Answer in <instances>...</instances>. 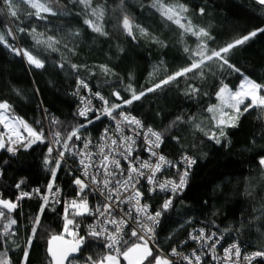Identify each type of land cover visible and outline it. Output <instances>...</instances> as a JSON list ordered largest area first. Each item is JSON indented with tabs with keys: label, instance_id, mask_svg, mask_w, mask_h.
Masks as SVG:
<instances>
[{
	"label": "trees",
	"instance_id": "obj_1",
	"mask_svg": "<svg viewBox=\"0 0 264 264\" xmlns=\"http://www.w3.org/2000/svg\"><path fill=\"white\" fill-rule=\"evenodd\" d=\"M57 1L67 8V13L45 14L46 20L28 17L26 13L33 10L25 4H19L18 20L7 15L6 8L5 14H0V33L5 35L8 44L29 49L45 63L43 68H35L25 57L0 44V101L6 100L14 116L22 118L36 130H39L36 121H42L43 113L48 119L54 117L60 122L55 128L51 126L52 130L66 134L72 127L84 123L86 127L80 131L92 135L105 119L87 124L77 116L78 102L71 95L77 76L110 102L120 103L111 95L113 90L119 91L124 98H130V93L125 91L127 85L131 84L137 92L152 87L166 75L188 66L191 61L184 48L195 50L199 43L195 36L183 33L177 25L163 19L150 6L151 0H93L94 6L103 7L101 23L107 35L93 32L84 24V15L77 14L82 6L74 5L73 0ZM180 2L187 6L185 15L193 25L205 28L213 38L206 40L209 49L219 48L239 35L264 27V7L256 0ZM200 8L204 9L203 15ZM125 15L133 22V36L122 28ZM17 25L36 28L37 33L43 34L38 37L40 40L50 35L57 37L61 41L56 46L58 50L51 51L44 45H37L31 36L18 32ZM136 25L145 28L148 35H142ZM9 27L15 38L7 35ZM77 32L78 36L75 35ZM229 59L241 73L264 83V34L234 49ZM61 63L65 65L63 69L58 66ZM72 64L79 67L78 72H73ZM101 65L106 66L110 73L106 75ZM198 71L188 74L193 77L190 80L180 77L121 109L138 116L145 126L164 133L160 150L165 157L175 158L183 151L197 161L183 193L174 199L173 208L161 218L158 244L166 249L176 244L190 229L201 227L223 235L227 241L237 240L249 251L264 250V169L259 165V159L264 156V112L250 109L239 115L236 126L225 129L226 143L216 144L209 140L187 122L188 118L196 117L207 130L210 114L205 109L208 105L220 103L216 91L221 82L236 90L242 77L240 73L222 70L211 62L204 69L203 77L198 75ZM188 83L198 87L199 93L186 95ZM224 111L231 114L230 109L225 108ZM177 116H182L184 122H178L170 131H165ZM0 132H5L2 127ZM173 135L179 137V141L172 139ZM46 155L45 143L38 141L27 150L20 148L15 155L0 149V169L3 172L0 197L15 199L17 189L14 185L21 178L26 179L25 189L37 187L45 191L50 178L43 164ZM56 187L66 195L75 193L72 178L63 172L62 166L57 171ZM164 197L156 196V199L163 200ZM40 203L39 199L26 198L12 213L18 220L15 226L17 235L12 239L21 248L31 227V217ZM63 212L62 204L52 203L46 209L40 235L29 249V264H49L47 240L51 235L62 234ZM77 219L81 224L85 221L84 217ZM6 247L10 249L8 256L16 264L22 257L21 248L11 244ZM104 251L106 249H101L99 243L89 241L86 250L73 260L83 264L88 255L95 257Z\"/></svg>",
	"mask_w": 264,
	"mask_h": 264
},
{
	"label": "snow or ice",
	"instance_id": "obj_2",
	"mask_svg": "<svg viewBox=\"0 0 264 264\" xmlns=\"http://www.w3.org/2000/svg\"><path fill=\"white\" fill-rule=\"evenodd\" d=\"M73 3L82 6L81 11L77 14L84 15V24L93 32L101 35L108 34L101 23L104 16L102 6H94L93 0H73ZM256 3L264 7V0H256ZM19 4H25L32 9L33 11L27 12L26 15L28 17L34 16L38 20H46L47 15L45 14L56 16L67 13L66 7L56 6L57 0H0V14H5L6 8V14L13 20H18L20 17ZM150 6L163 19L171 21L181 28L183 33H190L195 36L199 43L195 50H190L188 47L184 48L191 61L188 66L166 75L164 79L153 84L152 87L137 92L129 84L125 91L130 93V98H124L119 91L113 90L111 95L120 103L110 102L100 92H94L92 96L102 102L101 108H95L91 98L80 94L79 89L81 88L87 89L89 92L91 89L86 81L77 76V90L73 92L74 96H80L77 115L83 117L87 124L93 123L94 120H100L102 116L115 122L114 130L111 128L104 130V135L100 139L105 143L95 145L97 152L94 153L90 150L92 144L90 140H85L82 149L79 151L74 152L70 148L69 142L73 141L74 138L75 140L83 139L80 130L85 128L86 124L81 123L72 127L66 134H62L59 130H52L49 132V136L45 137L44 127L40 121H36L37 124H40V130L37 131L22 118L15 117L11 105L6 100L0 101V125L6 130L0 132V149L15 155L20 148L27 150L37 141L46 143L47 155L44 157L43 164L50 174L44 192L40 188L24 190L23 186L26 185V179L21 178L14 185L19 190L15 199L0 197V249H4V251H0V264H13L12 259L8 256L10 249L6 245L11 244L21 248V245L12 239L17 235L15 226L18 225V220L12 213L18 209L20 201L35 197L41 203L35 215L31 217V227L24 246L21 248L22 257L16 261V264H29V249L33 246V241L40 235L39 230L43 227L42 217L46 209L52 205L53 201L55 203L62 202L57 199L61 189L56 187V180L57 171L65 162V152L74 158L80 157L78 163L81 171L80 175L74 176L72 181L76 187L75 197L63 202L62 234L51 235L47 240L46 251L50 257L49 264H78L70 257L75 254H82L89 246V241L99 243L100 248L106 249V251L95 257L88 255L83 264H121V258L127 264H181L183 261H186L187 264H204L202 258L205 253L196 248H193L191 255H186L184 252L178 251L176 247H172L168 255H163L159 244L156 243V230L161 223V217L173 208L174 199L183 193L192 166L197 162L196 159L182 151L179 162L174 163L168 160L156 151L164 142V133L153 129L151 126H145L140 119L121 109L141 100L148 93L155 92L163 86L177 81L180 77H184L186 80L192 79L193 77H189L188 74L194 73L196 70H199L198 75L203 77L204 69L208 67L209 62L215 63L222 70L240 73L242 79L236 90H232L227 84L221 82L216 91V97L220 103L208 105L205 109L210 114L207 118V130L203 122L197 121L194 116L189 117L187 122L216 144L226 143L225 129L235 127L239 115L248 112L250 109H260L261 112H264V83L241 73V70L229 59L234 49L247 44L259 34H264V27H258L247 34L239 35L219 48L209 49L206 40L213 38L205 28L193 25L192 21L185 15L188 12L187 6L180 0H151ZM199 12L203 15L204 9L200 8ZM133 27L130 17L128 15L123 16L122 28L129 36H133ZM135 27L142 35H148L145 28L138 25ZM17 31L31 36L37 45H44L51 51H57L56 46L61 43L57 37L51 35L40 40L38 37L43 34L37 33L34 27L25 28L17 25ZM7 35L15 38L11 27L7 29ZM75 35L78 36L79 33L77 32ZM152 39L157 40L156 37H152ZM0 44H3L16 55L25 57L28 64L35 68L45 66L44 61L29 49L8 44L3 33H0ZM64 46L68 47L67 44ZM58 66L62 69L65 67L63 63ZM71 68L73 72L79 71L76 64H72ZM101 70L106 75L110 73V70L104 65H101ZM199 91L198 87L188 83L185 94L196 95ZM241 105H243V109H241ZM225 108L230 109L231 114L225 112ZM178 122H184V118L177 116L173 124L165 131H170L172 126ZM49 123L53 128L60 124L54 117L50 119ZM125 129L131 135L125 134ZM110 132L112 135H109ZM140 137H142L141 144L144 146V150L155 158V163L135 155L137 139ZM172 139L179 141L180 138L173 135ZM61 143L63 151H58L55 145ZM54 151L57 152L55 157L52 155ZM122 160L126 162V166L122 165ZM259 165L264 169V156L259 159ZM165 167L176 169L175 178H158L157 174L161 173ZM0 175H3L2 171H0ZM142 180L147 182L146 191L148 193L152 194L158 191L167 193L158 209L152 208L146 202L145 189L141 184ZM89 192L97 197L94 204L89 203ZM122 205L128 207H121ZM53 210L55 209L53 208ZM77 217L93 218L92 222L87 224L83 234H81V221ZM189 239L198 244L201 249H207V252L211 254V259L219 261V264H240L241 259L247 261L248 264H252L256 258L264 260V250L242 256L241 248L237 243L225 247L222 257L217 256L216 248L222 237H217L214 232H206L204 228L194 229L192 233H189ZM55 241H60L61 246L54 247L53 242ZM169 256L178 257V261L170 259Z\"/></svg>",
	"mask_w": 264,
	"mask_h": 264
},
{
	"label": "built area",
	"instance_id": "obj_3",
	"mask_svg": "<svg viewBox=\"0 0 264 264\" xmlns=\"http://www.w3.org/2000/svg\"><path fill=\"white\" fill-rule=\"evenodd\" d=\"M89 88L91 89V92H89L87 89H83V88L79 89L80 94L81 95L88 96L89 98H91L92 99V104H93V106L95 108H101L102 107V102L92 96V93L98 92V91L92 89L90 85H89ZM76 90H77V79H76V81H75V83L73 85V90H72L71 95L77 100L78 106H80V96L79 95H75V96L73 95V92L76 91ZM78 106H77V111H78ZM122 111H124V110H122ZM124 112H126V111H124ZM126 113H129V112H126ZM131 114L133 116L137 117L138 119H140L135 114H133V113H131ZM45 115L46 114H43L42 113V121H40V122H41V124L44 127L45 137H48L49 136V132L52 131V128H51L52 125L49 123L51 117H49V119H48ZM77 116L79 118H81V119H84L83 117H80L79 115H77ZM101 118L105 119L104 123L92 135L84 134V133H82L80 131V134L83 137V139H81V140H75V138H74L73 141H70L69 142V145H70V148H72V151L76 152V151H79L80 149H82L85 140H90L92 142V144L90 145V150L93 151L94 153L97 152V149L95 148V145H97L99 143H105V141H102L100 138H101V136L104 135V130L106 128H111V129L114 130L115 122L112 121L108 117L102 116ZM39 130H40V124H39ZM39 130H37V131H39ZM125 134L131 135V133L127 129H125ZM109 135H112V133L110 132ZM141 140H142V137H140V138L137 139V150H136L135 155H138L141 159L152 160V162L155 163V158L151 157L150 154L147 151L144 150V146L141 144ZM73 145H74V147H73ZM45 146H46V151H47V144L46 143H45ZM55 148L58 151H63L62 143L55 145ZM156 151L158 153L162 154L160 148L157 149ZM52 155H53V157H55L57 155V152L54 151ZM180 157H181V154L178 155L175 158H167V157L166 158L168 160L173 161L174 163H177V162H179ZM79 159H80L79 156H76L74 158L68 152H65V162L62 163L63 172L64 173H67L72 178V181H73L74 176L80 175V171L81 170H80V166H79V163H78ZM121 163H122V165H125L126 166V162L125 161L122 160ZM192 169H193V166H192ZM192 169H191V171H192ZM0 171H2V170L0 169ZM157 176H158L159 179H172V178H175V176H176V169L175 168H172V167H165L164 170L161 173H158L157 174ZM189 176H190V174H189ZM0 177H1V175H0ZM141 184H142L143 188L145 189V200H146V202L149 203L152 206V208H157L158 209L159 208V205L163 202L164 199L163 200H160V199L157 200L156 199V196H161V197L162 196H166L167 193L159 192L158 191L156 193L150 194V193H148L146 191V189L148 187L147 182L145 180H142L141 181ZM72 186L75 189V193L74 194H72V195H66V194H64L61 191L60 192V195H59V197H57V199L61 200L62 202L61 203H55L53 201V203L54 204H62V207H64V203H63L64 201L70 200V199H72V198L75 197L76 187L73 185V183H72ZM36 188L35 187L28 188V189H25L24 188V190L27 191V190H32V189H36ZM18 191L19 190L17 189V194H18ZM42 192H44V191H42ZM88 195H89V203L90 204H94L96 202V200H97V197L95 196V194H93L91 192H89ZM32 199H38V198H35L34 197ZM50 199H51V197H50ZM142 202H145V201H142ZM121 207H128V206L127 205H122ZM92 219H93L92 217L85 218V221L82 222V224H81L82 225L81 229H83L85 231L87 224L90 223V222H92ZM158 227H159V225L157 226V230H156V232H157V235H156V243L157 244L159 242ZM200 228L201 227H195V228L190 229L183 237H181V239L176 244L171 245V246H169L166 249H163L159 245L160 249L162 250V254L163 255H168L170 253V251H171V248L172 247H176L178 251H182L186 255H191V252H192L193 248H196V249H198V251H201V252H204L205 253V255L202 258L203 261H204V264H219V261H215V260H212L211 259V254L207 252V249H201L198 244H196L194 241H192L191 239H189V233H192L194 229L195 230H199ZM206 232H208V231L206 230ZM217 237H222V239L220 240V243L217 245V248H216V255L219 256V257H222L223 256V250H224V248L225 247H228L232 243H237L240 246L242 256L243 255H250L252 252L258 251V250H253V251L247 250V248L244 247V245H242L237 240L227 241L225 239V237L223 235H221V234L220 235L217 234ZM150 246H152V245H150ZM169 258L172 259V260H174V261H178V257L169 256ZM181 264H187V262L186 261H183V262H181ZM240 264H248V262L247 261H244L243 259H241ZM252 264H264V260H262L261 258H256L255 260L252 261Z\"/></svg>",
	"mask_w": 264,
	"mask_h": 264
},
{
	"label": "water",
	"instance_id": "obj_4",
	"mask_svg": "<svg viewBox=\"0 0 264 264\" xmlns=\"http://www.w3.org/2000/svg\"><path fill=\"white\" fill-rule=\"evenodd\" d=\"M53 246H54V247L61 246V242H60V241H55V242H53ZM47 247H48V244H47ZM47 247H46V249H47ZM46 253H47V251H46ZM77 255H78V254H75L73 257H70V259H74V258H76ZM47 257H48V259H49V261H50V257L48 256V254H47Z\"/></svg>",
	"mask_w": 264,
	"mask_h": 264
},
{
	"label": "rangeland",
	"instance_id": "obj_5",
	"mask_svg": "<svg viewBox=\"0 0 264 264\" xmlns=\"http://www.w3.org/2000/svg\"><path fill=\"white\" fill-rule=\"evenodd\" d=\"M56 6H58L60 8H63V5L59 1H57V5ZM0 127H2V126L0 125ZM2 129H3V127H2ZM4 131H6V130H4ZM121 264H127V262L123 261V259L121 258Z\"/></svg>",
	"mask_w": 264,
	"mask_h": 264
}]
</instances>
